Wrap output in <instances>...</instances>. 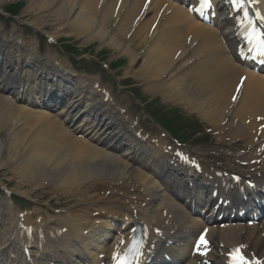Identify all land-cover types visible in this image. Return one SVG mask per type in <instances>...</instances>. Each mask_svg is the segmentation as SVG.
I'll return each mask as SVG.
<instances>
[{"label": "bare ground", "instance_id": "1", "mask_svg": "<svg viewBox=\"0 0 264 264\" xmlns=\"http://www.w3.org/2000/svg\"><path fill=\"white\" fill-rule=\"evenodd\" d=\"M24 1H27L24 11L26 14L31 15L39 23L53 26L59 31V35L63 34L62 27L67 26L68 30H65V35L79 39L82 44L97 40L99 44L116 45L114 34H109L110 30L113 32L118 30L115 25H112L114 22L111 15L108 20L110 7L99 0ZM106 1L109 4L113 0L104 2ZM169 1L172 4L164 5V0L150 2V6L153 5L156 8L157 14L164 7L158 23L164 31L165 28L167 30L162 37H169L168 42L164 44L157 42L154 47L157 56L153 60L164 70L162 73L156 70L160 75L162 86L175 87L177 77L184 78V76L190 87L197 85L203 77L199 74L185 75V73L189 71V60L200 57L210 59L206 66L211 65L212 69L217 68L220 74L218 91L203 95L211 106V109L208 108L203 113L206 116L215 113V120L211 122V125L218 135L216 142L218 152L216 155H209L200 149L186 150V152L201 163L208 176L220 172L246 177L260 172L264 180V161H261L260 157L264 146H259L260 137L256 134V127L259 125H255L258 117H264V78L252 73H242L231 64L228 51L230 43L227 40V51L222 49V46L219 49L215 47V32L217 34L219 30H223L225 25L222 15H218L213 22L214 32L212 29L198 25L192 17L187 15L183 5L191 0ZM135 10L134 0H121L117 13L120 15L117 23L121 24L118 27L128 32L137 27L136 30L141 34L140 42H143L145 38L154 42L155 38L152 36H156L158 27L155 28V33L151 37L147 36L148 31L142 33L140 28L147 20L149 10L147 9L144 16L134 26ZM89 13L96 17V21L90 19ZM154 19L155 16L151 18V21ZM37 22L35 25L41 27ZM94 25L95 29H89ZM9 32L13 34L15 31L10 28ZM127 36L132 39H130L132 42L136 41L135 34H127ZM188 37H191L190 44L195 43L194 48L186 46L185 42ZM15 47L19 49L23 58L14 60L10 57L9 50ZM124 49H119V52L126 55L131 53L130 50ZM208 49L212 51V54ZM141 52L144 55V48ZM177 52L179 56L174 59ZM34 54L39 57L36 44L31 41L19 45L14 42L10 43V40L6 38L0 41V65L4 68L18 73H23L22 68H28L31 73H37L33 74L37 77L36 79H48L47 81L51 83L62 84L69 88H73L77 82L76 86L80 87L79 83L82 79L77 76L72 81L69 75L56 77L57 71L55 74L45 72V66L40 61L33 60ZM137 57V54L131 55V61ZM44 60L51 62L49 69L53 67V63L58 64L56 59L48 56ZM16 63L19 64L18 70L15 68ZM57 67L55 66L54 70H57ZM23 74L24 77L21 78H24L25 82L32 77V74ZM241 76H245L246 79L239 91V103L233 106L229 103V96ZM8 84L10 83L4 82L2 85L7 86ZM86 92L83 98L87 100L89 107L97 106L95 108L100 111L107 108L108 104H103L101 99L96 97L94 90L87 91L86 89ZM180 92L182 95L193 97V106L197 110L195 104L199 102V98L190 90H180ZM78 95L81 96L82 92H78ZM28 96L31 100L34 97ZM32 101L29 103L30 106H38L36 104L39 102L38 99ZM27 106L28 104L25 107L13 104L0 96V169H4L9 175L8 180H13L15 183L12 193L23 198H30L31 192L43 190L44 195L50 197L74 200L76 208L86 206V212L90 210L91 215L84 214L76 217L65 212L63 218L57 215L50 217L45 211L50 209L48 204H45L46 209L42 211L34 205L31 211L15 213L10 200L5 198V201H0V262L8 250H24L27 246L31 254V262L28 264H100L109 258L117 243L120 248L125 246L126 237L122 235L124 232L121 234V229L127 223L146 224L151 229L161 230L163 236L171 239L187 237L198 230L201 224L198 219H192V212L184 204H180L181 201H178L177 197L174 198L170 194V191L177 187L174 184L164 183L162 178L155 180L146 175L149 170H145L144 174V171L138 168V165H141L143 169H146L148 161L150 162L149 159L155 155L162 156V162L171 163L163 155L161 149L154 147L153 150L148 142H138L133 146L127 144L130 155H126L125 152L123 155L105 152L89 145L84 141L85 138L77 137L84 136V130L67 132L64 126L54 124V119H57L58 115L48 116L45 113L32 111ZM39 108L45 107L39 106ZM104 116L106 117L107 114ZM107 125L119 129L117 125L111 123ZM261 138H264V132ZM240 142L243 143L244 151L233 150L231 152L229 150L232 149L228 147L229 144ZM125 144L122 142L121 146ZM116 146L120 147V144ZM115 149L117 148L112 150ZM250 149L253 151L245 152ZM253 160L261 161L258 169L256 166L245 168L240 166L241 163H250ZM169 171L179 172V170L171 171L170 169ZM179 175L184 176L188 182L189 176L186 177L180 173ZM192 178L194 179L193 176ZM198 182L205 185L202 180ZM90 183L105 187L110 196L106 199H96L99 195L89 191L88 188L91 187L86 186ZM189 183L194 184L190 178ZM214 183L208 184L210 186ZM21 188L26 190L22 191ZM216 191L225 194L226 190L219 188ZM229 193L228 198L225 196H220V198L232 203L233 193ZM210 195L212 194L210 193L208 197ZM208 197L199 200L201 206H204L202 210L206 209V202L210 200ZM195 200L198 201V197H195ZM227 207V210H230L229 206ZM18 215L24 216V222H20ZM211 221L212 211L201 220L202 224ZM229 223L232 222L229 221ZM22 226L33 231L34 238L29 244H26L21 237ZM38 230L43 231L46 236L42 244L35 243L37 234L35 231ZM58 232L61 234H55ZM108 233L114 235L110 245L100 246L99 241L106 238ZM117 234H121L118 240ZM210 237L218 240L217 243L211 241L214 248L220 245L223 247L240 245L247 249L246 253L251 254L252 252V255L258 256L264 263V238L256 227L241 228L225 225L222 229L211 230L209 239ZM218 255L219 250L216 251V256ZM76 256H81V259H77ZM16 258L19 264H26L21 258Z\"/></svg>", "mask_w": 264, "mask_h": 264}, {"label": "snow or ice", "instance_id": "2", "mask_svg": "<svg viewBox=\"0 0 264 264\" xmlns=\"http://www.w3.org/2000/svg\"><path fill=\"white\" fill-rule=\"evenodd\" d=\"M231 4L235 8H243V0H230ZM211 8V0H199V8L190 9L191 11H198L201 14L205 12V10ZM245 17H247V11L244 13ZM253 32H256V29H253ZM255 43L253 44L254 49L257 51V54L260 56H264V33H257L254 37ZM249 43H253V40L250 39ZM251 50V49H250ZM235 99V97H233ZM203 237H201L200 241L197 242V251L200 249L201 244H205ZM131 253V258H136L139 255V248L134 247L129 250ZM113 259L116 260V264H130V259L126 256L123 260H119L114 254ZM230 264H260L258 260H247L243 255L239 253V249L234 250L233 258L230 261Z\"/></svg>", "mask_w": 264, "mask_h": 264}, {"label": "rangeland", "instance_id": "3", "mask_svg": "<svg viewBox=\"0 0 264 264\" xmlns=\"http://www.w3.org/2000/svg\"><path fill=\"white\" fill-rule=\"evenodd\" d=\"M17 1L21 4V5H23L22 3H23V0H12V1H9V5H12V4H16L17 3ZM2 3V1H0V4ZM5 4V3H4ZM18 17L20 18V20L21 21H27V19L28 18H24V17H22L21 16V14H18ZM61 41H59L58 43H60ZM65 43L63 44V48L65 49V50H68V49H72V48H75V46H77L78 47V52L76 51V53H75V55L77 56L78 55V53H79V51H81V49L79 48V46L81 47V45H80V41H74V40H72V39H65V41H64ZM81 48H83V47H81ZM81 54V53H80ZM104 82H106V81H104ZM8 177H9V175L4 171V169H1L0 170V196L1 195H3V191L1 190V189H3V187L2 186H5L7 189H13L14 188V183L12 182V181H9L8 180ZM9 181V182H8ZM103 187H97V186H95V187H93V188H91V191L92 190H95L96 191V193H98V194H102V193H104V191L106 190L105 188H103ZM45 195L44 194H42V193H40V192H36V193H34L33 195H32V199L33 200H37L38 201V203L39 204H41V203H43V201H46L47 200V198L46 197H44ZM106 196H107V192H106ZM67 203V204H66ZM69 204H74L72 201L71 202H68V201H64V200H62L61 199V197L59 198V197H57V201H56V199H54V198H51V206H53V207H56V206H60V207H64V206H66V205H69Z\"/></svg>", "mask_w": 264, "mask_h": 264}]
</instances>
